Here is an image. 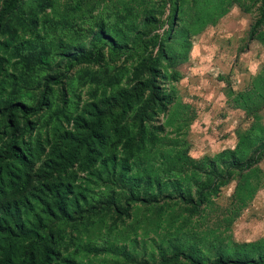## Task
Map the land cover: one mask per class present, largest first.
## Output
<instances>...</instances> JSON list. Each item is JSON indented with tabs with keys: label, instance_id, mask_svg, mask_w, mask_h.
<instances>
[{
	"label": "rangeland",
	"instance_id": "374dc122",
	"mask_svg": "<svg viewBox=\"0 0 264 264\" xmlns=\"http://www.w3.org/2000/svg\"><path fill=\"white\" fill-rule=\"evenodd\" d=\"M10 1L9 264H264V0Z\"/></svg>",
	"mask_w": 264,
	"mask_h": 264
},
{
	"label": "trees",
	"instance_id": "16d2710c",
	"mask_svg": "<svg viewBox=\"0 0 264 264\" xmlns=\"http://www.w3.org/2000/svg\"><path fill=\"white\" fill-rule=\"evenodd\" d=\"M15 3V0H11L10 4L8 5V8L13 6ZM17 109L18 111L22 112L23 116H25V125L27 123V113H28V108L20 102H16L12 105L11 109L7 112V119L10 121L11 119V115H12V110ZM18 135L14 134V136L10 137V139L8 140L7 144L5 145V149H4V157L11 159L12 162L17 165L20 164L24 161V155L22 154L21 150L19 149V147L16 145L15 143V139ZM9 173L10 170L9 168L5 167L4 170H2V173ZM1 174V173H0ZM1 190V188H0ZM1 194V191H0ZM4 195V194H3ZM55 204L58 210H60V212L62 211V214L65 212V206L62 204L61 198H56L55 199ZM47 211H51V209L49 207H46ZM37 226L41 227V221L38 220L37 221ZM2 230L5 232V236L4 237H8L9 240H26V239H30L29 243H28V251L25 253L27 256L26 258H30L32 257V254L34 253L33 250V246L35 243L38 242V240L41 239V237L38 235L36 228L32 229H23V228H19V230L17 232H13L12 230H10L9 227H3ZM47 242L48 240H46V238H44L43 243L44 245V249H45V254H49V249L47 248ZM11 252H12V247H10L9 242H5L3 245L0 246V264H9L11 262Z\"/></svg>",
	"mask_w": 264,
	"mask_h": 264
}]
</instances>
